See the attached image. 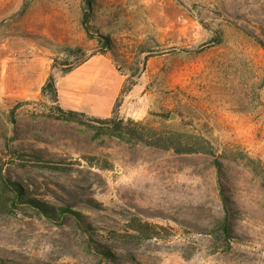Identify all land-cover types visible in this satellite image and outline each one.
Returning a JSON list of instances; mask_svg holds the SVG:
<instances>
[{
	"label": "rangeland",
	"instance_id": "1",
	"mask_svg": "<svg viewBox=\"0 0 264 264\" xmlns=\"http://www.w3.org/2000/svg\"><path fill=\"white\" fill-rule=\"evenodd\" d=\"M263 43L264 0H0V264H264ZM91 59L109 117L42 94ZM114 116L211 149L97 135Z\"/></svg>",
	"mask_w": 264,
	"mask_h": 264
},
{
	"label": "trees",
	"instance_id": "2",
	"mask_svg": "<svg viewBox=\"0 0 264 264\" xmlns=\"http://www.w3.org/2000/svg\"><path fill=\"white\" fill-rule=\"evenodd\" d=\"M264 45V43H263ZM77 51H82L81 48H77ZM64 51L68 53L74 52V50L70 47L65 48ZM73 70L72 67L68 68L67 70H63L64 74H68ZM42 94L44 96L51 95L54 102H59V89L57 86L56 77L54 74H51L42 89ZM62 114H64V119L69 122H76V123H83L81 118L85 117L84 113L76 112V111H69L65 112L64 110H60ZM95 122L102 125V127L97 128V135L105 134L109 137L117 138L120 141L130 143V144H137V143H145L148 142V146L161 148L164 150H174L179 154H198V153H208L211 149V145L208 140L196 134H188L177 132L173 134H158L156 131L151 130L147 131L145 126L142 123H137L132 120L125 121L117 116L108 119H96ZM137 126L143 128L144 131L146 130V134L139 133L138 131L131 129L130 126ZM13 186L14 192L17 194V197L21 201V203H29L33 207L37 208L41 213L46 215L47 217L53 219L55 215V208L46 205L45 203L38 202L32 199H24V189L22 186L17 182H11ZM60 212L63 215L67 214H75L69 208H61ZM221 229L228 233L230 231L229 221H221L220 222Z\"/></svg>",
	"mask_w": 264,
	"mask_h": 264
},
{
	"label": "crops",
	"instance_id": "3",
	"mask_svg": "<svg viewBox=\"0 0 264 264\" xmlns=\"http://www.w3.org/2000/svg\"><path fill=\"white\" fill-rule=\"evenodd\" d=\"M95 60L91 59L83 66L79 67L78 71L75 73H71L65 77V82L60 86L59 89V97L61 100H64V103L70 106V109H77L71 103V100H74L76 96L81 97L84 102H95L102 110L100 112H104L102 117H109L113 111V103H109L108 108H104L102 103L104 99L103 88L98 86L97 83V64L94 62ZM79 78L72 79L75 74H79Z\"/></svg>",
	"mask_w": 264,
	"mask_h": 264
},
{
	"label": "water",
	"instance_id": "4",
	"mask_svg": "<svg viewBox=\"0 0 264 264\" xmlns=\"http://www.w3.org/2000/svg\"><path fill=\"white\" fill-rule=\"evenodd\" d=\"M89 21V13H85L84 15V20H83V27L85 28V30L87 31V33L89 34V29L87 27V23ZM104 47H107L108 46V40L107 38H104V44H103Z\"/></svg>",
	"mask_w": 264,
	"mask_h": 264
}]
</instances>
